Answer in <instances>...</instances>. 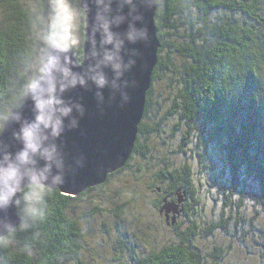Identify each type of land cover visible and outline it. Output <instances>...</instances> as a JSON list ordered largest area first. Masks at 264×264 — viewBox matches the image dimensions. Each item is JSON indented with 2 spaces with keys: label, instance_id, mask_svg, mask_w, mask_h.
I'll use <instances>...</instances> for the list:
<instances>
[{
  "label": "trees",
  "instance_id": "16d2710c",
  "mask_svg": "<svg viewBox=\"0 0 264 264\" xmlns=\"http://www.w3.org/2000/svg\"><path fill=\"white\" fill-rule=\"evenodd\" d=\"M33 2L0 0V103L18 83L17 68L29 53L28 5ZM155 26L161 46L142 118L151 102L152 83L158 80L174 93L167 95L171 101L168 114L177 117L176 127H183L180 147L194 143L201 150L197 172L193 173L189 162L175 166L161 164L162 160L152 172L150 187L159 210L165 198L185 197L180 209L184 222L172 224L177 240L126 256L121 249L123 239L118 238L119 248L115 246L107 262L87 257L84 230L80 217L70 212L72 204L105 184L118 169L102 184L75 196L55 188L48 200V217L38 227L41 236L34 241L35 255L28 257L18 250L32 239L30 232L19 233L15 246H0V264H219L224 248L214 243L209 253L203 247L217 229L246 253L257 245L259 257L264 254V230L253 224L264 217V0H158ZM140 124L137 135L149 133ZM137 135L120 169L130 167L135 156H147L150 148ZM211 161L218 164L217 172ZM142 163L139 168L145 166ZM197 184L201 196L203 189L212 204L220 205L217 217L201 212L198 219L194 209L201 202ZM247 204L253 207L251 217L244 213ZM92 208L86 216L94 215L99 207ZM121 210L119 205L114 212L118 215ZM199 240L206 241L201 245Z\"/></svg>",
  "mask_w": 264,
  "mask_h": 264
},
{
  "label": "clouds",
  "instance_id": "9594fccd",
  "mask_svg": "<svg viewBox=\"0 0 264 264\" xmlns=\"http://www.w3.org/2000/svg\"><path fill=\"white\" fill-rule=\"evenodd\" d=\"M158 0H91L96 9L90 48L84 49L89 5L83 0H34L29 8V53L17 68L18 83L0 103V246H15L19 233H31L19 251L35 255L38 227L48 217V200L82 158L65 151L67 133L80 129L91 93L100 114L106 106L129 102L134 81L125 74L136 63L128 48L147 41L145 12ZM98 37V39H97ZM105 90L108 91L107 97ZM31 104V116L25 105ZM10 139L5 138L9 127ZM16 209V220L8 212Z\"/></svg>",
  "mask_w": 264,
  "mask_h": 264
},
{
  "label": "rangeland",
  "instance_id": "374dc122",
  "mask_svg": "<svg viewBox=\"0 0 264 264\" xmlns=\"http://www.w3.org/2000/svg\"><path fill=\"white\" fill-rule=\"evenodd\" d=\"M163 85L158 80L153 81L149 94L151 102L140 122V125L147 130L143 131L149 133L137 135V140L144 142L150 148L147 156L143 159L136 156L131 158L130 167L114 172L105 184L94 188L83 197V200L72 204L70 212L80 217L79 221L84 230L87 257L91 256L96 260L107 262L106 260L113 256L118 238L123 239L124 244L121 249L126 256L141 255L151 247H160L177 240L172 224L184 222L185 215L182 211L180 212V209L185 202V197L176 194L175 201L165 198L159 210L155 202L157 195L152 190L153 187H150L154 176L152 172L157 169L158 160H162L161 164L169 162L175 166L186 161L192 165L193 173L197 172L201 170V150L196 148L194 143L180 147L183 127L180 125L176 127L177 117L172 118L168 114L171 101L167 95L170 93V97H173L174 93L171 87L168 91ZM208 151L210 152V148ZM139 162H143L142 164L147 166L148 170L144 168L145 166L139 168ZM211 162L212 169L217 172L218 164ZM202 188L212 192L204 184ZM197 190L199 199L201 198V202L194 205V209L199 212L198 219H201V212L206 217H217L220 205L212 204L204 195L206 192L203 189V196H201V186L198 184ZM119 205L122 210L117 215L114 209ZM94 206L99 207L96 213L86 216ZM169 207L176 209V212ZM252 208L251 204H247L244 213L248 217L253 215ZM189 216L191 214L187 217ZM253 224L264 230V217L256 218ZM201 225L204 226L202 222ZM229 229L232 232H238L232 227ZM224 234L222 230L217 229L209 243L204 240L206 242L203 247L209 253L212 252L214 243L224 248L225 253L220 258L219 264H264V254L259 257V246L254 245L248 248L249 253H246V250L230 242ZM202 241L201 245H204ZM118 248L117 246L116 249Z\"/></svg>",
  "mask_w": 264,
  "mask_h": 264
},
{
  "label": "water",
  "instance_id": "95a60500",
  "mask_svg": "<svg viewBox=\"0 0 264 264\" xmlns=\"http://www.w3.org/2000/svg\"><path fill=\"white\" fill-rule=\"evenodd\" d=\"M89 5L87 21L84 25V51L90 48L92 40V20L96 9L91 6V0H83ZM158 4L153 11L145 12L144 23L149 29L147 41L134 45H127L137 51L136 63L125 74V78L134 81V85L128 88L129 102L123 107L118 104L106 106L103 114L96 108L95 100L91 93L79 90L84 95L88 109L85 117L80 122V129L69 132L63 138L65 151L82 158V166L69 172L65 179L66 183L57 189L64 195L75 196L85 189L100 185L108 174L120 169L129 159L134 141L138 132L146 102V94L151 85L153 69L157 63V53L161 46L157 37L155 26V13ZM98 39V37H97ZM108 91L105 90L107 97ZM25 116H31V104L23 109ZM4 134L10 139L12 128ZM176 212V209L169 207ZM8 216L15 221L16 209H10Z\"/></svg>",
  "mask_w": 264,
  "mask_h": 264
}]
</instances>
